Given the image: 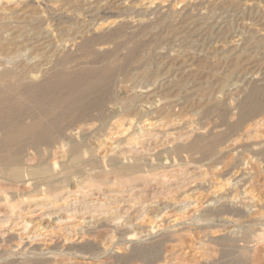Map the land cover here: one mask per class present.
Masks as SVG:
<instances>
[{
	"label": "rangeland",
	"instance_id": "obj_1",
	"mask_svg": "<svg viewBox=\"0 0 264 264\" xmlns=\"http://www.w3.org/2000/svg\"><path fill=\"white\" fill-rule=\"evenodd\" d=\"M93 70L54 126L53 78ZM0 73V142L48 129L0 146V264H264V0H0Z\"/></svg>",
	"mask_w": 264,
	"mask_h": 264
},
{
	"label": "bare ground",
	"instance_id": "obj_2",
	"mask_svg": "<svg viewBox=\"0 0 264 264\" xmlns=\"http://www.w3.org/2000/svg\"><path fill=\"white\" fill-rule=\"evenodd\" d=\"M56 69V68H55ZM5 70V69H4ZM4 70H3V72H4ZM5 71H8V70H5ZM61 71H62V69H61ZM55 72H56V70H55ZM60 72V71H59ZM9 73H11V72H9ZM54 73V72H53ZM1 74V73H0ZM18 74V73H17ZM71 75V74H70ZM107 73L105 72V71H99V70H93V71H90V72H87V73H84V74H82V75H79V76H72V77H70V76H65V75H63V76H61L60 74L58 75V76H55L54 78H53V86H52V90L50 91V94L49 93H47V92H44V96H48V97H50V99H51V108L47 111V115L48 116H51L52 117V121H53V123H54V126H56V127H60L61 125H62V121H63V119L64 118H69V117H71L72 115H73V117H74V115H75V113L76 112H78V111H80V110H84V109H86L87 108V106H89L88 105V99H89V95H90V93H91V91H93L95 88L97 89V87H99V86H101L104 82H106L105 80H106V78H107ZM8 77V76H7ZM6 77V78H7ZM9 77H11V76H9ZM49 77V76H48ZM109 77H110V75H109ZM44 78V77H43ZM47 78V77H46ZM3 79V78H2ZM1 79V80H2ZM8 79V78H7ZM29 79V78H28ZM45 79V78H44ZM50 79V78H49ZM108 79V78H107ZM0 80V84H1V81ZM4 80H5V78H4ZM111 80V79H110ZM29 81H31V80H29ZM35 82V81H34ZM109 82V81H108ZM35 84V83H34ZM2 85V84H1ZM43 85V84H42ZM105 85V84H104ZM16 86V85H15ZM22 86V85H21ZM23 86H24V84H23ZM102 87V86H101ZM12 88V87H11ZM24 89V88H23ZM29 89V88H28ZM103 89V88H102ZM12 90V89H11ZM10 90V91H11ZM19 90V89H18ZM39 89L38 88H33L32 90H31V95H33V97L35 96H37L38 94H37V92H39L38 91ZM17 91V90H16ZM22 91V90H21ZM42 91V90H41ZM44 91V90H43ZM95 92V91H94ZM11 93V92H10ZM19 93V92H18ZM17 93V94H18ZM15 94V93H14ZM94 94V93H93ZM9 95H11V94H9ZM8 95V96H9ZM20 95V94H19ZM22 95H24V94H22ZM40 95V94H39ZM14 96V95H13ZM27 96V95H26ZM25 96V97H26ZM96 96H98L99 97V95H96ZM102 96V95H101ZM16 98V97H15ZM21 98V97H20ZM28 98H29V95H28ZM5 99H6V96H5ZM45 99V98H44ZM8 99H6V101H7ZM31 100H33V99H31ZM46 100V99H45ZM16 101V100H15ZM23 101V100H22ZM27 101V100H26ZM18 102V101H17ZM20 102V101H19ZM18 102V103H19ZM28 102H29V100H28ZM36 102V101H35ZM4 103V102H3ZM2 103V104H3ZM1 105V104H0ZM21 105V104H20ZM40 105H42L41 103H40ZM44 105V104H43ZM2 106V105H1ZM13 106H14V104H13ZM26 106V105H25ZM98 107V106H97ZM11 108H12V106H11ZM10 108V109H11ZM28 108V107H27ZM27 108H25V109H27ZM90 108H91V106H90ZM16 109V108H15ZM32 109H33V106H32ZM6 110H9V109H6ZM5 110V111H6ZM18 110V109H17ZM36 110V109H35ZM44 110V109H43ZM10 111V110H9ZM13 111V110H12ZM37 111V110H36ZM35 111V112H36ZM40 111V110H39ZM22 112V111H21ZM26 112V111H25ZM10 113H12V112H10ZM17 113V112H16ZM15 113V114H16ZM22 113H24V112H22ZM81 113V112H80ZM26 114H27V112H26ZM36 114H37V112H36ZM39 114H40V112H39ZM39 114H38V116H39ZM82 114V113H81ZM41 115H42V113H41ZM44 115V114H43ZM77 115H79V114H77ZM26 116V115H25ZM79 116H81V115H79ZM82 116H83V114H82ZM12 117V116H11ZM35 117V116H34ZM39 117H41V116H39ZM6 118V117H5ZM72 118V117H71ZM78 118H80V117H78ZM1 119V118H0ZM51 119V118H50ZM5 120V119H4ZM29 120V119H28ZM65 120V119H64ZM81 120V119H80ZM1 121H2V119H1ZM0 121V122H1ZM25 122V121H24ZM50 122V121H49ZM52 123V124H53ZM82 124V123H81ZM4 125V124H3ZM69 125H70V123H69ZM68 126V125H67ZM72 126V125H71ZM80 126V125H79ZM3 127V126H2ZM47 127H48V125H47ZM51 127V126H50ZM4 128V127H3ZM75 128V127H74ZM2 129V128H1ZM67 129V128H66ZM73 129V128H72ZM47 132H48V129L46 128V126L41 122V121H39V119H36V118H32V120H31V123H29L28 125H26V123L24 124L23 123V119H20V118H12L10 121H9V123L6 125V137H5V140H3V142H0V146H1V144H5L6 146H10V147H18V146H20L21 145V143L24 141V140H33L34 142H40V141H42V140H44L46 137H47ZM50 133V132H49ZM65 134V133H64ZM64 134H62V135H64ZM67 134V133H66ZM2 135V134H1ZM60 135V134H59ZM67 136V135H66ZM4 138V137H3ZM58 138V137H57ZM56 138V139H57ZM53 139H55V138H53ZM46 140H50V139H46ZM59 140V139H58ZM52 141V140H51ZM33 142V143H34ZM47 142H49V141H47ZM58 142V141H57ZM24 143V142H23ZM54 143V142H53ZM31 144V143H30ZM44 144V143H43ZM42 144V145H43ZM54 144H56V143H54ZM32 145V144H31ZM33 146V145H32ZM38 146V145H37ZM36 146V147H37ZM40 147V146H39ZM38 147V148H39ZM1 148V147H0ZM26 147L24 146V149H25ZM193 148V147H192ZM40 149V148H39ZM58 149V148H57ZM26 150H27V148H26ZM30 150V149H29ZM60 150V149H59ZM58 150V151H59ZM33 151V150H32ZM37 151V150H36ZM57 151V150H56ZM62 151V150H61ZM20 152V151H19ZM27 152V151H26ZM29 153V152H28ZM55 153V152H54ZM76 153V152H75ZM12 154V153H11ZM23 154V153H22ZM60 154V153H59ZM64 153H62V155H63ZM27 155V154H26ZM30 155V154H29ZM55 155V154H54ZM53 155V156H54ZM52 156V155H51ZM19 157H21V156H19V153L18 152H15V153H13V155H12V158L11 159H9V160H7V159H3L2 158V162H8L9 164H11V165H14V166H16L17 164H18V162H19ZM25 157V156H24ZM29 158H31L30 156H28ZM57 157V156H56ZM33 158V157H32ZM27 159V158H26ZM35 159V158H34ZM22 161V160H21ZM27 161V160H26ZM29 161V160H28ZM27 161V162H28ZM34 161V160H33ZM24 162V161H23ZM26 162V163H27ZM41 163H42V161H41ZM7 164V163H6ZM30 164V163H29ZM62 164V163H61ZM137 164V163H136ZM19 165V164H18ZM17 165V167H19ZM22 165H23V163H22ZM24 165H26V164H24ZM23 165V166H24ZM22 166V167H23ZM31 166V165H30ZM68 166V165H67ZM133 166V165H132ZM137 166V165H136ZM139 166V165H138ZM21 167V168H22ZM69 167V166H68ZM72 167H74V166H72ZM72 167H70V168H72ZM77 167V166H76ZM80 167V166H79ZM15 168V167H14ZM35 168V167H34ZM38 168H39V166H38ZM40 168H41V166H40ZM40 168L39 169H37V167H36V169H37V171L39 170L40 171ZM67 168V167H66ZM6 169V168H5ZM19 169V168H18ZM28 169V168H27ZM67 169H69V168H67ZM66 169V170H67ZM73 169V168H72ZM22 170V169H21ZM24 170V169H23ZM29 170V169H28ZM35 170V169H34ZM42 170V169H41ZM44 170V169H43ZM78 170V169H77ZM6 171H9V169L7 170L6 169ZM29 171H32V170H29ZM36 171V170H35ZM36 171V172H37ZM38 171V172H39ZM65 171V170H64ZM72 171H74V169L72 170ZM112 171V170H111ZM123 172H124V170H122ZM12 172H13V174L15 173L13 170H12ZM21 172V171H20ZM20 172L18 171V173H19V176H21L20 175ZM41 172V171H40ZM8 173V172H7ZM22 173V172H21ZM50 173V172H49ZM66 174H67V172H65ZM68 173H69V171H68ZM77 173V172H76ZM92 173V172H91ZM111 173H113V172H111ZM122 173V172H121ZM22 174H25V171H24V173H22ZM26 174H27V172H26ZM34 174V173H33ZM39 174V173H38ZM44 174V173H43ZM72 174V173H71ZM15 175V174H14ZM13 175V176H14ZM32 175V174H31ZM58 175V174H57ZM56 175V176H57ZM35 176H37L36 174H35ZM54 176V175H53ZM52 176V178H54ZM113 176V175H112ZM120 176H121V174H120ZM22 177H24V175L23 176H21V178ZM26 177V176H25ZM33 177V176H32ZM60 177V176H59ZM66 177H67V175H66ZM89 177V176H88ZM13 178V177H12ZM51 178V177H50ZM49 178V179H50ZM52 178H51V180H52ZM90 178H91V176H90ZM20 179V178H19ZM30 179V178H29ZM43 179V178H42ZM48 179V178H47ZM55 179H59L58 177L56 178L55 177ZM68 179V178H67ZM89 179V178H88ZM96 179V178H95ZM104 179V178H103ZM125 179V178H124ZM12 180V179H11ZM26 180V179H25ZM32 180V179H31ZM44 180V179H43ZM54 180V179H53ZM56 180V181H57ZM94 180V179H93ZM92 180V181H93ZM123 180V179H122ZM126 180V179H125ZM47 181V180H46ZM151 181V180H150ZM48 182H50V181H48ZM53 182H55V181H53ZM84 182V181H83ZM94 182V181H93ZM105 182H106V180H105ZM108 182V181H107ZM112 182V181H111ZM118 182V181H117ZM41 183V182H40ZM58 183V182H57ZM91 184H93L92 182H90ZM97 183V182H96ZM103 183V182H102ZM120 183H121V181H120ZM18 184V183H17ZM20 184H21V182H20ZM52 184V183H51ZM59 184V183H58ZM85 184V183H84ZM88 184H89V182H88ZM95 184V183H94ZM93 184V185H94ZM107 184V183H106ZM105 184V185H106ZM112 184H113V182H112ZM14 185V184H13ZM47 185H49V183H47ZM109 185H111V184H109ZM21 186V185H20ZM31 186H33L32 184H31ZM39 186V185H38ZM37 186V187H38ZM97 186V185H96ZM14 187H17V186H14ZM21 188V187H20ZM32 188V187H31ZM30 188V189H31ZM98 189V188H97ZM26 190V189H25ZM36 190V189H35ZM63 191V190H62ZM196 191V190H195ZM17 192H19V191H17ZM27 193V192H26ZM29 193V192H28ZM28 193H27V195H28ZM52 193V192H51ZM58 193V192H57ZM56 193V194H57ZM16 194V193H15ZM47 194H48V192H47ZM3 195V194H2ZM55 195V194H54ZM53 195V196H54ZM14 196V195H13ZM26 196V195H25ZM35 197V196H34ZM47 197V196H46ZM46 197H44V198H46ZM48 197H49V194H48ZM2 198V197H1ZM13 198V197H12ZM19 200V199H18ZM46 200H48L47 198H46ZM8 201V200H7ZM56 201V200H55ZM24 202V201H23ZM7 203H10L9 201L7 202ZM19 203V202H18ZM18 203H17V205H18ZM49 203V202H48ZM44 204V203H43ZM46 204V203H45ZM9 205V204H8ZM7 205V206H8ZM21 204H19L18 206H20ZM41 205V204H40ZM50 205V204H49ZM17 206V207H18ZM42 206V205H41ZM44 206V205H43ZM17 207H15V208H17ZM86 207V206H85ZM174 208H176V207H174ZM12 209H14L13 207H12ZM18 209V208H17ZM15 210V209H14ZM39 210V209H38ZM6 211V210H5ZM16 211V210H15ZM15 211L14 212H11V213H15ZM12 214V215H13ZM21 214V213H20ZM8 215V214H7ZM42 215V214H41ZM21 217V216H20ZM42 217H44V216H42ZM71 217V216H70ZM72 217H74V216H72ZM10 218V217H9ZM22 218H23V216H22ZM40 218V217H39ZM38 218V219H39ZM85 219V218H84ZM84 219H83V221H84ZM30 220V219H29ZM44 220V219H43ZM70 221H71V219H69ZM32 221H34V220H32ZM85 221H87L86 219H85ZM27 222V221H26ZM29 222V221H28ZM40 222V221H39ZM42 222V221H41ZM64 222V221H63ZM67 222V221H66ZM73 222V221H72ZM92 222V221H91ZM91 222H89V223H91ZM44 223V222H43ZM88 223V222H87ZM2 224V223H1ZM32 224V223H31ZM34 224H36V223H34ZM82 224H84V223H82ZM86 224V223H85ZM29 225V224H28ZM88 225V224H87ZM112 226V225H111ZM40 228V227H39ZM38 228V229H39ZM81 228V227H80ZM33 229V228H32ZM47 229V228H46ZM6 230V229H5ZM29 230V229H28ZM7 231V230H6ZM35 231V230H34ZM75 231V230H74ZM2 232V231H1ZM3 233V232H2ZM1 233V234H2ZM40 233V232H39ZM6 234H7V232H6ZM34 234V233H33ZM4 239V238H3ZM2 239V240H3ZM41 251V250H40ZM143 259V258H142Z\"/></svg>",
	"mask_w": 264,
	"mask_h": 264
}]
</instances>
